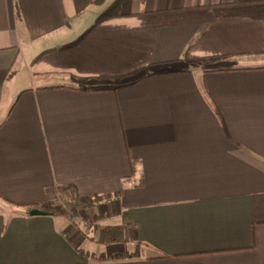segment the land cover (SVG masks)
Returning a JSON list of instances; mask_svg holds the SVG:
<instances>
[{"label": "crops", "instance_id": "crops-1", "mask_svg": "<svg viewBox=\"0 0 264 264\" xmlns=\"http://www.w3.org/2000/svg\"><path fill=\"white\" fill-rule=\"evenodd\" d=\"M114 1L0 0V264H264V0Z\"/></svg>", "mask_w": 264, "mask_h": 264}, {"label": "trees", "instance_id": "trees-1", "mask_svg": "<svg viewBox=\"0 0 264 264\" xmlns=\"http://www.w3.org/2000/svg\"><path fill=\"white\" fill-rule=\"evenodd\" d=\"M94 3L100 2V0H93ZM121 0H115L114 3L109 6L107 9H105L101 14H99L96 18V22L104 21L113 17H116L119 15V7H120ZM109 197V194H105L102 196H95L94 198H87L85 199V203L87 206H94L97 203H99L103 198ZM79 250V249H78ZM82 252L81 250H79ZM127 256H137L138 254L135 253H124ZM120 254H114L112 255L113 258H118ZM100 258H104L103 256H100Z\"/></svg>", "mask_w": 264, "mask_h": 264}, {"label": "water", "instance_id": "water-1", "mask_svg": "<svg viewBox=\"0 0 264 264\" xmlns=\"http://www.w3.org/2000/svg\"><path fill=\"white\" fill-rule=\"evenodd\" d=\"M40 212L38 210H31L30 214H39Z\"/></svg>", "mask_w": 264, "mask_h": 264}]
</instances>
